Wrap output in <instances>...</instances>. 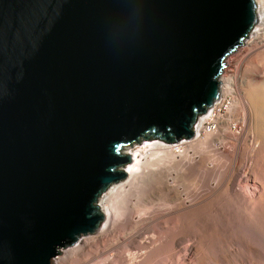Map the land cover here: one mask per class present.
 Returning a JSON list of instances; mask_svg holds the SVG:
<instances>
[{
	"label": "water",
	"instance_id": "1",
	"mask_svg": "<svg viewBox=\"0 0 264 264\" xmlns=\"http://www.w3.org/2000/svg\"><path fill=\"white\" fill-rule=\"evenodd\" d=\"M256 0H0V264L95 235L127 145L195 136Z\"/></svg>",
	"mask_w": 264,
	"mask_h": 264
},
{
	"label": "bare ground",
	"instance_id": "2",
	"mask_svg": "<svg viewBox=\"0 0 264 264\" xmlns=\"http://www.w3.org/2000/svg\"><path fill=\"white\" fill-rule=\"evenodd\" d=\"M256 4L259 22L236 50L220 97L199 116L192 140L127 145L122 154L131 162L118 168L126 177L97 201L105 217L99 231L55 264H85L92 248L102 264H264V54H251L264 47V0ZM250 54L262 65L236 86ZM229 95L232 118L219 121ZM211 122L218 129L208 132Z\"/></svg>",
	"mask_w": 264,
	"mask_h": 264
},
{
	"label": "rangeland",
	"instance_id": "3",
	"mask_svg": "<svg viewBox=\"0 0 264 264\" xmlns=\"http://www.w3.org/2000/svg\"><path fill=\"white\" fill-rule=\"evenodd\" d=\"M250 37V36H249ZM248 39V38H247ZM246 39V40H247ZM245 40V41H246ZM245 45H242V46H240V47H238L237 49H241V48H243ZM261 46V47H260ZM260 46H257V47H255V49H256V51H255V49L253 48L252 50H251V54H256V53H258L257 54V56L259 55L260 57H262V55L264 54V47L262 46V45H260ZM258 47H260V48H258ZM261 48H263V51H261L262 49ZM236 49V50H237ZM259 50V52H258V50ZM236 50L234 51V52H232L227 58H226V60H225V68H224V70H223V73H222V75L220 76V79L224 76L223 74L225 73V70L227 69V67H229L228 65H230L229 63H231V62H235V60H234V58H235V53H236ZM261 52V53H260ZM251 54L249 55V56H251ZM261 54V55H260ZM233 56H234V58H233ZM245 56V55H244ZM244 56H243V58H242V65H241V67H240V71H239V75H238V79H236L235 80V84H236V86L238 85H240V78L241 77H247L248 76V73L249 72H251V71H253V70H255L256 69V67L260 64V65H262L261 64V62H262V60L261 59H259V57H256V55H254V56H251V57H249V56H245V58H244ZM249 59H248V58ZM254 57V58H253ZM250 58H251V60H250ZM256 58H258V60L256 59ZM252 59H253V61H252ZM254 59H256L255 60V62H254ZM247 66H246V65ZM255 64V65H254ZM244 67V68H243ZM251 67V68H250ZM255 68V69H254ZM241 74V75H240ZM244 74V75H243ZM240 77V78H239ZM237 80H238V82H239V84L237 83ZM231 99V96L229 95L228 97H226V99H225V101H224V104H223V106L221 107V108H219L218 110H217V112H216V117L218 116V118H219V121L220 120H222L223 118H225V119H227V118H232V116H230V111H229V109H227V106L229 105V103H230V100ZM230 113V114H229ZM203 116V115H202ZM230 116V117H229ZM227 117V118H226ZM206 129H207V131L208 132H210V131H214V129L215 130H217L218 129V123H216V122H211L210 124L209 123H207L206 124ZM233 129H235L234 128V126H233ZM192 140V139H191ZM149 142H154V140H144L143 142H142V145L141 146H143L145 143H149ZM171 145H176V144H178V143H170ZM127 147L128 146H126L125 147V149H123V150H125V152L126 151H128V149H127ZM177 149V148H176ZM124 165H126V164H124ZM123 165V166H124ZM92 236V235H91ZM94 236V235H93ZM88 237H90V236H88ZM93 249V248H92ZM92 249H90L91 251H89V253L88 254H90V255H88L87 254V261H86V263L85 264H99V263H101L102 264V260H100V258H98V257H95V255H94V249L92 250ZM93 251V252H92ZM89 257V258H88ZM94 258V259H93ZM96 258V259H95ZM89 259V260H88ZM100 260V261H99ZM90 261V262H89ZM99 262V263H98ZM76 264H78V263H76ZM81 264H83V263H81Z\"/></svg>",
	"mask_w": 264,
	"mask_h": 264
},
{
	"label": "built area",
	"instance_id": "4",
	"mask_svg": "<svg viewBox=\"0 0 264 264\" xmlns=\"http://www.w3.org/2000/svg\"><path fill=\"white\" fill-rule=\"evenodd\" d=\"M77 245V244H76ZM74 247V246H73ZM72 248V247H71ZM69 249V248H68ZM67 250V249H66ZM65 251L63 250L62 251V253L60 254V255H58L57 257H55L54 259H53V263L55 264V261H56V259H58L63 253H64Z\"/></svg>",
	"mask_w": 264,
	"mask_h": 264
}]
</instances>
